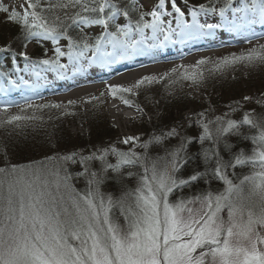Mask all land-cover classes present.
Masks as SVG:
<instances>
[{
  "label": "snow or ice",
  "instance_id": "snow-or-ice-1",
  "mask_svg": "<svg viewBox=\"0 0 264 264\" xmlns=\"http://www.w3.org/2000/svg\"><path fill=\"white\" fill-rule=\"evenodd\" d=\"M209 14L218 21L201 22ZM221 29L249 44L260 40L264 0H155L150 7L146 0H0V57L8 58L0 60V95L46 87L53 82L48 73L67 80L94 66L111 69L168 45L215 38ZM30 45L43 55L34 58ZM241 64L264 67V43L179 65L184 71L175 78L164 73L129 87L108 85L112 97L131 105L124 94L139 95L145 85L166 80L174 89L190 81L203 90L202 102L146 136L85 148L60 149L71 137L58 135L64 129L56 122L76 115L61 104L0 103L8 136L42 130L44 140L43 157L24 163L13 161L18 146L0 145V264H264V92L223 108L204 95L209 78ZM168 95L177 98L174 90ZM43 109L59 115L45 120L36 115Z\"/></svg>",
  "mask_w": 264,
  "mask_h": 264
},
{
  "label": "rangeland",
  "instance_id": "rangeland-1",
  "mask_svg": "<svg viewBox=\"0 0 264 264\" xmlns=\"http://www.w3.org/2000/svg\"><path fill=\"white\" fill-rule=\"evenodd\" d=\"M182 2V0H181ZM155 0H146V7H150ZM188 3H208V0L204 2L196 3L193 0H188ZM171 10V9H169ZM213 19H218L217 16H212ZM99 29H95L94 32H98ZM239 40H229L225 44L216 45L213 48H207L201 52L194 54L187 61L171 62L164 65L157 73L149 72L144 76H156L161 77L164 73H169L170 78H175L180 72H183V68H179V65H192L201 57H208L212 61L217 60L220 57L230 56L232 53L239 54L241 51L246 50L257 43H264V37L260 40H253L251 44ZM39 48L35 45L29 46V53L34 55L35 48ZM49 49L48 56L52 54L51 42H47L43 45ZM36 58V55L34 56ZM63 62H67V57L62 58ZM18 66H23L22 59L19 61ZM173 67L178 68L177 73H171ZM206 67H211L208 65ZM207 75V72H206ZM166 80L154 83L151 85H145L139 89V95L124 94L127 99L133 101L131 106L134 112L124 111L125 113L132 114L131 119L123 120L117 119L112 113L111 106L118 102H123L119 95L115 98L108 92L107 86H102L98 91L88 95L85 98L71 97L66 92L48 95H42L33 100H30L35 104L42 103H58L62 105V108L70 113L74 112L76 115H68L63 117L56 123L60 128L64 129V133H58V135L66 134L71 137V143H65L62 141L64 148H72L73 145L80 148H85L90 144H98L101 142L115 141L118 137L124 135H134L144 133L145 136L150 132L157 124L167 123L169 118L178 115L180 112H186L189 109H197L202 101L199 96L203 91L200 88H194L190 81H180L175 85L174 89H166ZM129 87V86H124ZM207 91L204 94L205 98H211L212 101L220 108L228 103L232 99H241L245 95H250L254 99L258 98L261 92H264V67L249 69L244 65H238L234 69H228L223 73H217L215 78H209L207 80ZM175 91L177 98L168 95L169 91ZM133 89V92H136ZM100 93H104L103 97H100ZM190 96H196V100L188 98ZM100 97L99 100H90L91 97ZM1 99V98H0ZM75 101V105H69L68 101ZM4 101V100H3ZM3 101L0 100V103ZM23 107L24 102L15 103ZM187 105V107H184ZM247 105L246 107H251ZM186 108V109H185ZM87 109V111H85ZM143 109V112H141ZM185 109V110H184ZM118 110V109H116ZM20 109L13 107L10 112L13 114L19 113ZM33 110H26L24 114L31 115ZM41 113L47 120L49 115H59L58 110L55 109H43L36 111V114ZM239 115V114H238ZM151 117V120H149ZM62 126V127H61ZM6 130L0 128V141H4L3 135L6 134ZM38 132H42L38 131ZM81 135H77V133ZM90 135V136H89ZM30 154L31 152H27ZM26 153V154H27ZM51 154V153H49ZM44 155V152H37V155L33 159H40ZM114 195H118L115 189H109Z\"/></svg>",
  "mask_w": 264,
  "mask_h": 264
},
{
  "label": "bare ground",
  "instance_id": "bare-ground-1",
  "mask_svg": "<svg viewBox=\"0 0 264 264\" xmlns=\"http://www.w3.org/2000/svg\"><path fill=\"white\" fill-rule=\"evenodd\" d=\"M188 20H191V17H187ZM201 22L212 23L214 20L210 19V16H201ZM257 30H262L259 27ZM232 36V34L224 30H217V35L215 38H206L203 40L190 41L187 44L180 45H168L167 47L156 49L152 52L151 55L138 56L133 60L122 61L120 63L114 64L111 69L102 68L99 66H94L89 69V71L80 75L77 74L75 77L67 80H53L52 73H48L49 80L53 82L47 85L46 87H41L38 89H21L18 91H13L10 94H16L25 92V93H47V92H66L71 97L85 98L88 95L98 91L102 86H108L110 84L122 85V86H131L141 77L146 75L149 72L157 73L160 69L171 62L184 61L190 59L194 54L201 52L204 49L211 48L218 44L220 38H223L226 35ZM218 38V39H217ZM217 40V41H216ZM178 53L175 57H169L168 55H174ZM9 94V95H10ZM4 97V95H0ZM2 99V98H1ZM112 113L117 117V119H131L132 114L125 113L124 111L134 112L131 105H125L123 102H118L111 106ZM118 109V110H116Z\"/></svg>",
  "mask_w": 264,
  "mask_h": 264
},
{
  "label": "trees",
  "instance_id": "trees-1",
  "mask_svg": "<svg viewBox=\"0 0 264 264\" xmlns=\"http://www.w3.org/2000/svg\"><path fill=\"white\" fill-rule=\"evenodd\" d=\"M193 1L198 3V2H204L206 0H193ZM35 55H36V58H39L43 55V53L40 51V48H37V47L35 48L34 56ZM7 59H8L7 57H0V60H3V61H7ZM36 115H41V113H38ZM5 132L6 134L3 135V139L4 141L8 140L9 147L12 148L13 146H18L15 148V154L12 157L14 162H17V161L21 163L27 162L28 160L35 158V156L37 155V152H43L38 147L39 145H42L44 143L43 132L33 131L32 129H26L25 134L19 135V136L17 135V132H19V130L13 131L11 136L7 135V131ZM4 141H0V145H2ZM63 147L64 145H62V148ZM34 148H36V150H33ZM27 152H31V153L28 154ZM78 187H83L82 182L78 184ZM212 187L213 189H215L218 187V185L214 183Z\"/></svg>",
  "mask_w": 264,
  "mask_h": 264
}]
</instances>
